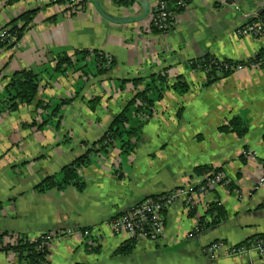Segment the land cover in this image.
<instances>
[{
	"label": "crops",
	"instance_id": "1",
	"mask_svg": "<svg viewBox=\"0 0 264 264\" xmlns=\"http://www.w3.org/2000/svg\"><path fill=\"white\" fill-rule=\"evenodd\" d=\"M122 1L99 0L115 16H139L149 5L148 16L114 23L90 0L83 7L69 1L0 0V29L33 12L18 44L0 46V99L16 71L31 69L40 77L34 102L0 113V228L30 237L56 231L43 264H264V254L255 251L214 261L204 252L215 240L241 244L264 233V182L258 185L264 165V66L237 69L210 85L204 84V72L189 66L208 54L245 61L263 49L264 34L242 35L238 29L263 11L264 0H189L164 32L151 27L160 0ZM133 4V11L121 10ZM82 50L104 52L115 64L98 73L91 56L76 68L57 71L61 55L77 60ZM159 73L170 85L182 77L190 89L185 94L167 89L155 111L141 116L138 147L94 155L82 168L81 191L72 185L35 190L102 137L134 96L131 79ZM233 116L248 124L243 136L220 129ZM131 118L139 120L134 113ZM217 168L226 182L200 195L193 213L179 199L165 212L160 237L136 239L130 253L115 254L128 239L113 232L115 216L145 197L198 185ZM215 201L226 219L191 235L201 217L210 219L207 210ZM0 264H17L16 256L0 252Z\"/></svg>",
	"mask_w": 264,
	"mask_h": 264
},
{
	"label": "trees",
	"instance_id": "2",
	"mask_svg": "<svg viewBox=\"0 0 264 264\" xmlns=\"http://www.w3.org/2000/svg\"><path fill=\"white\" fill-rule=\"evenodd\" d=\"M55 1L62 3L69 0ZM88 1L89 0H81L78 2V5L83 7ZM168 1L172 4V0ZM261 13H263V11ZM32 16L33 12H25L11 21L4 28H10V30L16 34L17 40L19 41L24 30L33 21ZM256 19L257 18H252L249 22L252 23ZM20 22H22V25L19 24ZM153 30L158 31L156 29ZM14 44L15 42L3 43L0 41L1 47L5 45L14 46ZM76 54L77 56L81 55V59L75 60L68 54L61 55L58 58L56 67L57 71L65 72L73 67L76 68L77 62L91 56L96 62V70L98 73L108 72L115 64L113 57H108V55L99 50H82L77 51ZM237 63L264 66V48L260 49L253 57L246 61L218 58L214 55L208 54L200 58L192 59L189 62V66L195 70L204 72L206 75L204 84L210 85L234 72L233 66L237 65ZM39 80V75L31 69L16 71L11 81L7 84L5 97L0 99V113L4 111H16L22 105L34 102L38 93ZM131 82L134 84L136 89L134 96L122 109V111L114 117L108 130L102 135V137L92 142L83 155L77 157L69 164L64 165L59 172L46 176L35 186L36 191L46 192L51 189L64 190L71 185L75 186L80 191L83 190L85 187V180L82 176V168L91 163L94 155L101 152H108L113 147H120L121 150L125 152L134 150L140 143L139 132L143 124L141 116H148L155 111L156 100L161 99L167 89L173 88L179 94H185L190 89V85L182 77H179L175 84L170 85L167 76L161 73L152 74L148 78H133L131 79ZM141 84H144L143 88L139 87ZM98 100L99 98L90 100V106L94 108ZM68 101L70 100H65L63 103ZM132 113L139 117V120H137L138 122H132ZM220 129L223 131L233 132L240 137L247 133L248 124L241 117L233 116L226 124L222 125ZM217 170H219V168L215 171ZM203 171L205 172L209 170ZM215 171L210 170L206 175H211V173ZM156 195L151 196H153L152 198H155L157 197ZM2 206L3 203H0V212ZM195 210L196 207L193 208L191 212H194ZM207 215L210 219H207V216L199 219L198 224L202 229L220 224L227 217L226 211L219 201H215L209 205ZM42 235H46V232ZM43 236L30 237L29 235L21 232L0 228V252L12 253L15 255L17 264H43L48 261L50 254V246L48 243L43 244ZM259 236H264V233L252 237L249 241H246V243ZM135 241L136 238L134 237L128 238L117 247L115 254L126 255L130 253ZM92 250L98 251V247L92 248Z\"/></svg>",
	"mask_w": 264,
	"mask_h": 264
},
{
	"label": "built area",
	"instance_id": "3",
	"mask_svg": "<svg viewBox=\"0 0 264 264\" xmlns=\"http://www.w3.org/2000/svg\"><path fill=\"white\" fill-rule=\"evenodd\" d=\"M55 1V0H53ZM71 4H77L78 0H69ZM189 0H172V4L168 0H160L151 17V27L158 31H166L169 29L176 17V12L184 8ZM172 6V7H171ZM264 6V5H263ZM256 20L252 23L247 22L239 27L238 33L242 35L251 34L256 37L264 34V9L263 13L257 12ZM0 41L3 43H18L17 36L10 28L0 29ZM246 61V60H245ZM258 66L256 64L237 63L233 66V70L245 67ZM252 158L257 155L254 152H248ZM226 182L225 175L220 171L212 172L206 175L204 181L198 185L188 184L178 187L170 192L157 194L155 198L148 196L131 206L127 211L115 216L111 221V228L115 234H126L128 238H150L157 239L164 232L165 212L179 199L183 198L188 210L196 207L197 198L209 192L212 188L220 183ZM264 182V165L260 177L259 186ZM202 230L198 225L191 235H195ZM43 233L39 236H43ZM57 236L56 231H48L43 236V244L48 243L51 246L54 238ZM255 251L264 254V236H259L247 243L232 244L224 240H215L209 243L204 252L211 261L217 260L222 256H242L247 252Z\"/></svg>",
	"mask_w": 264,
	"mask_h": 264
},
{
	"label": "water",
	"instance_id": "4",
	"mask_svg": "<svg viewBox=\"0 0 264 264\" xmlns=\"http://www.w3.org/2000/svg\"><path fill=\"white\" fill-rule=\"evenodd\" d=\"M95 8L97 9V11L108 21L114 22V23H129V22H135V21H140L143 20L144 18H146L148 16L149 13V5H143L144 7V13H142L139 16H135L134 14L131 15H121V16H115L112 14L107 13V11L102 7V5L100 4L99 0H90ZM136 1V0H135ZM139 4L141 5V1L138 0ZM227 2V1H226ZM134 4L129 6L127 5L126 7H122L121 10H125V11H133L134 10ZM258 12H261V10H259Z\"/></svg>",
	"mask_w": 264,
	"mask_h": 264
},
{
	"label": "bare ground",
	"instance_id": "5",
	"mask_svg": "<svg viewBox=\"0 0 264 264\" xmlns=\"http://www.w3.org/2000/svg\"><path fill=\"white\" fill-rule=\"evenodd\" d=\"M171 7H172V6H171ZM170 28H171V27H170ZM170 28H169V29H170ZM169 29H167V30H169ZM167 30H166V31H167ZM161 32H164V31H161ZM16 44H18V43H16ZM245 243H246V242H245Z\"/></svg>",
	"mask_w": 264,
	"mask_h": 264
}]
</instances>
